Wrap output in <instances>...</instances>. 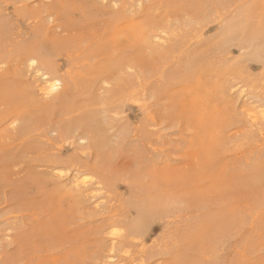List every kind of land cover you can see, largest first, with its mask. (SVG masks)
<instances>
[{
	"label": "rangeland",
	"instance_id": "obj_1",
	"mask_svg": "<svg viewBox=\"0 0 264 264\" xmlns=\"http://www.w3.org/2000/svg\"><path fill=\"white\" fill-rule=\"evenodd\" d=\"M263 102L264 0H0V264H264Z\"/></svg>",
	"mask_w": 264,
	"mask_h": 264
},
{
	"label": "bare ground",
	"instance_id": "obj_2",
	"mask_svg": "<svg viewBox=\"0 0 264 264\" xmlns=\"http://www.w3.org/2000/svg\"><path fill=\"white\" fill-rule=\"evenodd\" d=\"M124 1H126V0H124ZM131 1V0H130ZM116 3V2H115ZM132 2H130V4H131ZM140 3H141V1H140ZM125 4V3H124ZM127 4V6H129L128 4L129 3H126ZM132 6V5H131ZM124 7H125V5H124ZM124 7H122V9H123V11H126V10H124V9H126V7L124 8ZM132 10H134V9H132ZM135 11V10H134ZM141 11V10H140ZM143 13H148V12H145V11H143ZM143 13H141L140 15H142ZM159 14V13H158ZM157 14V15H158ZM145 15V14H144ZM157 15H154V16H156V17H158V19H159V16H157ZM159 15H161V14H159ZM152 16V15H151ZM162 16H164V15H162ZM161 16V17H162ZM142 17V16H141ZM144 18H145V16H143ZM156 17H154V19L155 20H158ZM162 19H164V17H162ZM166 19V18H165ZM161 20V19H160ZM152 21H153V19H152ZM151 21V22H152ZM167 21V20H166ZM170 21V20H169ZM155 23H158L159 24V22L160 21H154ZM154 22H152V23H154ZM164 22H165V20H164ZM151 23V24H152ZM154 23V25L155 26H157L156 24ZM160 25V24H159ZM158 25V26H159ZM172 25H173V23H172ZM138 30L140 29L139 27H136ZM135 28V30H136V32H138L137 31V29ZM175 28V27H174ZM179 28V27H178ZM147 29H149V28H147ZM147 29H145L144 28V30H147ZM160 29V28H159ZM175 30V29H174ZM177 30V29H176ZM124 31V30H123ZM168 31V30H167ZM163 32V30H162V32L163 33H165V34H168V32ZM178 31V30H177ZM180 31H181V28H180ZM139 32H141L142 33V31H139ZM139 32L137 33V36L139 37ZM145 32V31H144ZM150 32H152V30L150 31ZM156 33H154L153 35H154V37L156 38H161L162 39V36L160 35L159 36V34L160 33H158L157 32V30L155 31ZM169 32H171V30L169 31ZM173 32V31H172ZM175 32V31H174ZM119 33H120V29H119ZM140 38V37H139ZM139 38H138V42H141V41H139ZM151 38V37H150ZM145 39V38H144ZM164 39V38H163ZM166 40L168 39V38H165ZM164 39V40H165ZM137 42V41H136ZM142 43V42H141ZM140 45V44H139ZM138 46V45H137ZM134 49H136V48H134ZM137 49H138V47H137ZM137 51V50H136ZM157 51V50H156ZM27 60H28V66L29 67H31V68H36V71L38 72V71H41V74L40 73H38L39 75H40V77H41V79H43L44 80V83H48V87H45V86H43V83H41L40 85H39V83H37V87L38 86H40L39 87V91H40V93L41 94H43L45 97L46 96H48V95H50V94H52V93H54L55 91H58L59 89H61V87H62V85H63V80L61 79V78H58V77H51L50 76V74H49V72L48 71H42V69H41V66L39 65V58L38 57H36V56H29L28 58H27ZM40 81V80H39ZM233 85V84H232ZM236 84H234V86H235ZM36 87V86H35ZM240 88V87H239ZM37 89V88H36ZM241 89H242V86H241ZM233 90V89H232ZM38 92V91H37ZM235 93V92H234ZM67 95H68V93L67 92H62L59 96H58V101H56V102H62L63 100H65L66 98H67ZM236 95H237V93H236ZM242 95V94H241ZM239 98V97H238ZM241 98V97H240ZM48 99V98H47ZM44 101H46L45 99H44ZM55 102H52V103H50V102H41V105H43L42 106V108L43 109H45V108H47L48 106H50V105H53ZM263 104H264V102H263ZM262 106H264V105H262ZM261 107V106H260ZM252 116V115H251ZM77 172V171H76ZM82 173H84L83 171H81ZM80 175V174H79ZM79 175H73V176H69L70 177V182H71V184H72V186L74 187V188H79V189H81L82 188V186L84 187L82 190H85V191H90L89 193H87V194H93L92 193V191H94L95 190V188L94 187H88V185H86V180L87 179H85V180H82V179H80V177H79ZM87 175V174H86ZM85 175V176H86ZM82 176V175H81ZM84 179V178H83ZM82 184H84V185H82ZM91 186V185H90ZM98 190V189H97ZM90 198V197H89ZM93 198V197H92ZM95 200V199H94ZM98 202V201H97ZM114 233H117L116 231L114 232ZM117 241V240H116ZM112 242V241H111ZM113 249H114V245H112V247L110 248V254L108 255V256H110V259L111 258H114V255L112 254V253H115V252H113ZM112 254V255H111ZM116 254V253H115ZM116 257V256H115ZM113 260V259H112ZM109 261V260H108ZM111 261V260H110ZM115 261V260H114Z\"/></svg>",
	"mask_w": 264,
	"mask_h": 264
}]
</instances>
